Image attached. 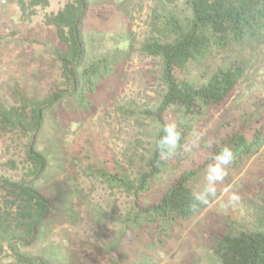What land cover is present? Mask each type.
<instances>
[{"label":"rangeland","instance_id":"obj_1","mask_svg":"<svg viewBox=\"0 0 264 264\" xmlns=\"http://www.w3.org/2000/svg\"><path fill=\"white\" fill-rule=\"evenodd\" d=\"M16 3V0H14ZM85 23L86 37H95L92 51L100 55L107 49L124 48L128 53L107 79L99 82L91 95L87 113L75 109L72 99L53 110L60 121L43 129L36 138L40 149L58 144L56 158L60 169L46 182L36 185L54 203V216L63 212L61 186L74 191L76 219L65 223L55 220L50 230L23 251L51 256L57 244L65 248L75 264H126L149 257L153 264H218L211 250L216 237L256 225V215L264 210V145L258 153L229 167L224 181L217 185V196L190 219L165 227L134 229L123 236L128 218L141 207L155 203L165 190L188 169L200 168L188 185L199 190L204 184L205 169L212 162L215 146L233 132L259 108L264 119V40L260 43H230L226 49L214 46L204 61L190 63L180 78H205L220 65L242 61L245 74L227 99L217 108L184 113L178 108L160 110L166 91L162 80V61L141 50L150 36H168L163 21L170 13L182 19L191 16L186 0H91ZM65 0H50L31 21L23 22L20 14L10 35L17 56L0 76V99L18 105L15 91L27 97H47L62 80L60 64L51 54L55 29L46 25L45 14L58 11ZM158 112V114H157ZM162 124L175 121L184 138L194 130L205 133L204 140L191 154L161 159L158 177L140 193H128L109 184L100 171L131 179L149 172L155 141ZM255 125V124H254ZM253 122L247 129L251 137ZM50 133V134H49ZM49 134V135H48ZM30 135L0 132V175L18 181L28 177L26 146ZM43 143V145H41ZM59 153V154H58ZM153 166V165H152ZM53 171V170H52ZM0 189V196L2 195ZM237 192L236 206L227 203L226 193ZM262 210V211H263ZM0 264H19L8 252L0 254Z\"/></svg>","mask_w":264,"mask_h":264},{"label":"trees","instance_id":"obj_2","mask_svg":"<svg viewBox=\"0 0 264 264\" xmlns=\"http://www.w3.org/2000/svg\"><path fill=\"white\" fill-rule=\"evenodd\" d=\"M186 1L191 12L190 18L182 19L170 13L163 21V30L168 39L150 36L141 45L143 52L160 57L162 61V80L166 91L158 112L178 108L192 114L200 109L207 111L224 104L245 74L242 61L220 65L205 78L197 80L180 78L177 73H187L190 63L206 60L214 46L226 49L230 43L251 45L264 40V0ZM91 3V0H65L58 11L45 14L46 25L55 29L50 41L51 54L60 64L61 70L62 80L57 90L42 98H30L15 91L18 105L0 99V132L31 136L26 146L29 179L14 181L0 175V189L3 190L0 196V254L8 252L19 264H75L69 252L58 244L54 246L56 249L51 256L34 255L23 251L21 247L33 244L39 236L50 230L55 220L65 223L76 219L78 214L73 202L74 191L61 186L63 212L55 217L54 203L36 185L41 177L48 182L54 175L52 172L60 169L56 158L59 145L54 144L49 150H39L36 138L49 126H54L53 131L59 128L60 121L54 117L53 110L65 100L72 99L75 109L87 113L92 107L91 95L99 82L107 79L128 53L124 48L117 47L112 51L107 49L100 55L94 54L92 46L95 37H86L83 30ZM16 4L20 20L29 22L37 15L38 7L45 9L50 6V0H16ZM258 110L256 108L253 111L248 122L241 123L232 133L221 138L212 156L225 145L230 146L235 153V160L230 167H235L258 153L264 145V119H261ZM251 122L253 131L248 137L246 133ZM163 126L160 119L158 138L163 134ZM156 141L149 172H142L135 179L127 174L121 177L104 171H100V174L109 184L120 186L128 193L147 190L152 178L158 177L161 170L160 164L154 165L161 160ZM199 169L183 171L157 202L141 207L138 213L128 218L123 236L132 234L134 229L174 225L190 219L203 209L204 205L198 206L195 211L189 208L194 190L188 182ZM262 210L255 214L258 223L252 228H242L238 233L228 232L215 238L211 253L219 259L218 264H264ZM126 264L153 262L146 256Z\"/></svg>","mask_w":264,"mask_h":264},{"label":"clouds","instance_id":"obj_3","mask_svg":"<svg viewBox=\"0 0 264 264\" xmlns=\"http://www.w3.org/2000/svg\"><path fill=\"white\" fill-rule=\"evenodd\" d=\"M162 135L156 141L161 159H171L176 156L191 154L201 147L202 142L212 144V140H204L205 133L194 130L190 138H184L175 121L167 122L162 128ZM212 162L205 169L203 186L192 193L189 208L195 211L198 206L209 205L217 196V185L228 175V169L235 160V153L230 146L225 145L211 157ZM227 203L236 206L241 197L237 192L226 193Z\"/></svg>","mask_w":264,"mask_h":264},{"label":"crops","instance_id":"obj_4","mask_svg":"<svg viewBox=\"0 0 264 264\" xmlns=\"http://www.w3.org/2000/svg\"><path fill=\"white\" fill-rule=\"evenodd\" d=\"M18 16L19 10L14 0H0V69H7L17 56L9 33L16 26L15 18ZM3 74L0 70V76Z\"/></svg>","mask_w":264,"mask_h":264},{"label":"built area","instance_id":"obj_5","mask_svg":"<svg viewBox=\"0 0 264 264\" xmlns=\"http://www.w3.org/2000/svg\"><path fill=\"white\" fill-rule=\"evenodd\" d=\"M4 2V1H3Z\"/></svg>","mask_w":264,"mask_h":264}]
</instances>
